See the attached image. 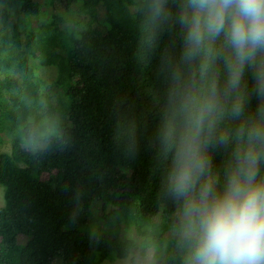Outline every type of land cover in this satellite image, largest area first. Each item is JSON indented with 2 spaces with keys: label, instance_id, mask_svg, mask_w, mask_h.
<instances>
[{
  "label": "trees",
  "instance_id": "obj_1",
  "mask_svg": "<svg viewBox=\"0 0 264 264\" xmlns=\"http://www.w3.org/2000/svg\"><path fill=\"white\" fill-rule=\"evenodd\" d=\"M132 3L0 0V145L10 144L0 151V264H100L148 249L149 264H183L175 234L166 237L175 205L162 193L155 139L161 55L178 54L181 40L166 31L145 58ZM47 69L49 80L39 75ZM256 104L253 95L250 110ZM30 140L47 150L33 154ZM212 157L219 167L224 151ZM94 204L103 225L89 236ZM129 229L134 236H123Z\"/></svg>",
  "mask_w": 264,
  "mask_h": 264
},
{
  "label": "clouds",
  "instance_id": "obj_2",
  "mask_svg": "<svg viewBox=\"0 0 264 264\" xmlns=\"http://www.w3.org/2000/svg\"><path fill=\"white\" fill-rule=\"evenodd\" d=\"M132 6L145 58L164 32L178 30L181 40L178 54L161 55L167 87L155 139L183 264H264V0H133ZM26 147L35 154L48 145ZM218 149L225 158L216 167ZM7 192L0 185V209Z\"/></svg>",
  "mask_w": 264,
  "mask_h": 264
},
{
  "label": "rangeland",
  "instance_id": "obj_3",
  "mask_svg": "<svg viewBox=\"0 0 264 264\" xmlns=\"http://www.w3.org/2000/svg\"><path fill=\"white\" fill-rule=\"evenodd\" d=\"M45 10V9H44ZM52 9H46L45 13L49 14L51 13ZM78 18V16H76ZM100 21H102L103 19V13L101 12L99 14ZM30 25L31 26H35L36 25V21H30ZM40 69H44V68H38L37 70ZM39 75L46 79L49 80L51 77H53L54 75V71L53 70H42L39 72ZM5 139L4 136H2V140ZM33 140H30L28 143H31ZM27 143V144H28ZM37 143V142H35ZM38 144V143H37ZM41 145V144H39ZM26 147V146H25ZM26 149H28L29 151H31L28 147H26ZM10 150V144L8 140H4V142L0 145V151L3 152H9ZM89 219L90 222L95 223L93 225L92 223L90 225H88L86 228H84V232L87 233L89 236H97L99 234L98 228L97 227H102L103 222L101 219V212H100V204H94L92 206V212L89 215ZM123 236H129V237H133L134 236V230L133 229H129L128 231H124ZM173 234H175V232L170 231L166 234V237L171 238L173 236ZM153 261L152 258V250L148 249L145 254H140L137 251H132L131 254L125 258V259H118L115 257V255L113 253H111L109 255V257L107 259H105L102 263L100 264H149ZM54 264H59L58 261L55 260Z\"/></svg>",
  "mask_w": 264,
  "mask_h": 264
}]
</instances>
